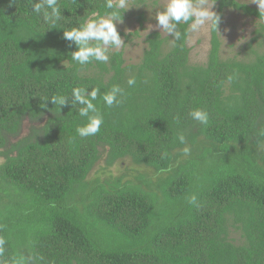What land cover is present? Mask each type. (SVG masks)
<instances>
[{
  "label": "trees",
  "instance_id": "obj_1",
  "mask_svg": "<svg viewBox=\"0 0 264 264\" xmlns=\"http://www.w3.org/2000/svg\"><path fill=\"white\" fill-rule=\"evenodd\" d=\"M104 2L58 0L53 28L30 0H0V264H264V45H252L264 38V15L215 0L221 21L233 10L258 22L234 58L221 59L210 31L205 64L191 65L181 23L174 44L147 35L137 65L110 51L108 63L81 67L63 31L103 15ZM113 85L123 102L108 108L100 95ZM75 87L100 89L94 136L77 134L87 122L80 105L43 101ZM194 109L207 125L191 119ZM103 149L108 167L127 159L157 179L90 184Z\"/></svg>",
  "mask_w": 264,
  "mask_h": 264
},
{
  "label": "clouds",
  "instance_id": "obj_2",
  "mask_svg": "<svg viewBox=\"0 0 264 264\" xmlns=\"http://www.w3.org/2000/svg\"><path fill=\"white\" fill-rule=\"evenodd\" d=\"M31 2V11L35 14H42L45 23L53 28L63 17L58 0H37ZM259 12L264 15V0H254ZM215 0H166L163 10L156 12V26L163 31L167 37H171L170 42L181 39V32L178 26L183 23L188 25V30L195 34H207L209 31L218 32V25L221 17L213 7ZM104 7L107 11L103 15L99 12H92L90 17L83 20L77 27L63 31V38L75 45L76 50L71 53V59L81 67L97 61L108 63L110 60V50L120 49L125 43L117 31V24L122 23V13L128 7L127 0H105ZM151 28V26H149ZM231 80V77H229ZM136 83L134 78H129L127 84L133 86ZM100 95V89L93 87L91 90L85 87H75L71 91V96H52L45 98L52 105H56L60 110L61 106L80 105L78 109L81 117L87 118L84 126L77 127L76 131L80 137L94 136L100 131L103 124V116L98 110L94 101ZM124 89L119 85H113L111 89L102 95L100 99L108 108L119 106L123 102ZM45 105L43 104V107ZM192 120L201 125L209 122L208 113L203 109H194L189 113ZM178 139L184 143L183 135ZM183 151L187 154L188 148ZM189 203L195 204L196 197L192 196ZM3 241H0L2 244Z\"/></svg>",
  "mask_w": 264,
  "mask_h": 264
},
{
  "label": "rangeland",
  "instance_id": "obj_3",
  "mask_svg": "<svg viewBox=\"0 0 264 264\" xmlns=\"http://www.w3.org/2000/svg\"><path fill=\"white\" fill-rule=\"evenodd\" d=\"M239 3L248 5L249 7L259 10L254 0H236ZM136 0H127L128 7L125 9L126 19L122 23L117 24V31L119 34L129 36L126 41L122 37L125 45L120 49L110 50L122 51L125 65H137L141 61L143 52L145 50V37L150 33L157 32L162 38L167 35L160 31L156 26L155 15L159 10H163L166 0H146L145 3H136ZM216 12V3L212 9ZM143 14L145 21L140 27L137 19L138 15ZM151 26V28H149ZM258 30V22L246 17L233 10H225L222 21L219 25L218 34L221 43V59L234 58L237 54L247 47L248 43L256 36ZM138 32V36H134ZM132 35V36H130ZM260 44L264 45V38L257 37V40L252 43L253 47H259ZM187 48L189 49V63L191 65H203L207 60V55L210 50V31L207 34H195L189 32L187 41ZM264 47V46H263ZM27 123H24L21 136L27 133ZM14 142L15 139H11ZM100 160L95 165L87 181L90 184L96 182L106 183L113 182L118 178H123V181H134L138 175L145 174L149 181H155L157 175L153 171L133 165L129 160L118 161L112 167L105 164V150H100ZM0 158V165L3 163ZM237 237V236H236Z\"/></svg>",
  "mask_w": 264,
  "mask_h": 264
}]
</instances>
